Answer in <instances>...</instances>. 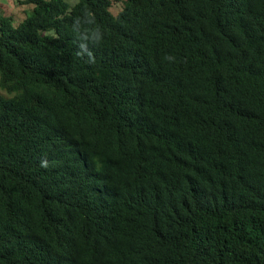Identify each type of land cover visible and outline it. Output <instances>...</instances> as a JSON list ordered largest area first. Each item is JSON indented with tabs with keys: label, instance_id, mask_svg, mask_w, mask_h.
Wrapping results in <instances>:
<instances>
[{
	"label": "trees",
	"instance_id": "16d2710c",
	"mask_svg": "<svg viewBox=\"0 0 264 264\" xmlns=\"http://www.w3.org/2000/svg\"><path fill=\"white\" fill-rule=\"evenodd\" d=\"M19 3L0 264H264V0Z\"/></svg>",
	"mask_w": 264,
	"mask_h": 264
},
{
	"label": "rangeland",
	"instance_id": "374dc122",
	"mask_svg": "<svg viewBox=\"0 0 264 264\" xmlns=\"http://www.w3.org/2000/svg\"><path fill=\"white\" fill-rule=\"evenodd\" d=\"M19 1L22 0H0V14L8 15L13 17L12 24L21 20L24 16L23 12L28 13L29 6L25 4H20ZM70 5L74 3L75 0H67ZM114 10L118 9V6L113 7Z\"/></svg>",
	"mask_w": 264,
	"mask_h": 264
},
{
	"label": "clouds",
	"instance_id": "9594fccd",
	"mask_svg": "<svg viewBox=\"0 0 264 264\" xmlns=\"http://www.w3.org/2000/svg\"><path fill=\"white\" fill-rule=\"evenodd\" d=\"M91 39L93 41V43L95 44H99L102 41V34L100 33L99 29H97L91 36ZM92 62V61H89ZM43 166V165H42Z\"/></svg>",
	"mask_w": 264,
	"mask_h": 264
}]
</instances>
